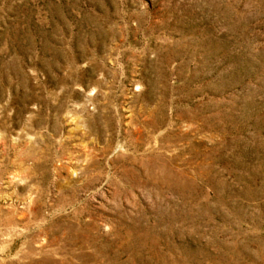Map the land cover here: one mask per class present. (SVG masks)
Returning a JSON list of instances; mask_svg holds the SVG:
<instances>
[{
  "label": "rangeland",
  "instance_id": "rangeland-1",
  "mask_svg": "<svg viewBox=\"0 0 264 264\" xmlns=\"http://www.w3.org/2000/svg\"><path fill=\"white\" fill-rule=\"evenodd\" d=\"M0 264H264V0H0Z\"/></svg>",
  "mask_w": 264,
  "mask_h": 264
}]
</instances>
